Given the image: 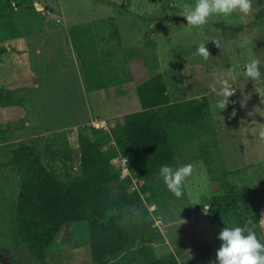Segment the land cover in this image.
Segmentation results:
<instances>
[{
	"label": "rangeland",
	"instance_id": "rangeland-1",
	"mask_svg": "<svg viewBox=\"0 0 264 264\" xmlns=\"http://www.w3.org/2000/svg\"><path fill=\"white\" fill-rule=\"evenodd\" d=\"M194 2L0 0V249L10 251L13 264L42 263L29 260L25 246L15 244L19 175L12 150L21 143L36 145L61 180H73L82 174L81 135L104 138L116 170L131 179L133 203L123 217L109 221L136 248L151 245L164 255L185 244L181 262H200L202 247L218 249V233L239 226L242 199L229 212L226 204L213 203L256 188L263 189L264 243V10L260 0H251L248 14L214 15L201 30L180 20ZM202 43L207 60L195 54ZM102 48L121 83L89 91L80 61L101 58ZM253 58L262 73L256 82L243 75ZM158 73L172 102L206 96L216 128V143L204 138L182 148L179 166L190 163L193 171L180 198L159 174L130 173L110 134L123 115L141 109L136 87ZM223 79L236 89L220 112L211 88H219ZM193 154L204 158L192 161ZM110 190L117 196L118 185ZM46 264H93L85 222L65 225L46 253Z\"/></svg>",
	"mask_w": 264,
	"mask_h": 264
},
{
	"label": "trees",
	"instance_id": "trees-1",
	"mask_svg": "<svg viewBox=\"0 0 264 264\" xmlns=\"http://www.w3.org/2000/svg\"><path fill=\"white\" fill-rule=\"evenodd\" d=\"M260 2L264 10V0ZM216 25L235 31L242 29L222 23ZM3 51L0 46V54ZM101 51L104 53L101 58L80 61L89 91L121 83L109 51L104 48ZM136 92L141 109L123 115L121 122L110 131L119 154L128 160L130 173L140 178L158 175L161 165L179 167V155L185 146L204 138L217 142L211 105L206 96L172 102L162 73L139 84ZM103 141L104 138L79 136L82 174L68 181L61 180L53 168L43 162L36 145L21 143L12 150V161L19 175L15 244L25 246L32 262L46 264V253L65 225L85 222L90 233L93 264H183L179 257L186 246L174 253L158 255L153 246L136 248L135 242L125 241L122 233L113 229L110 218L123 217L134 195L129 191L131 179L116 170L111 150L103 147ZM203 158L204 154L190 155L192 161ZM112 185H118L117 196L111 193ZM262 192L263 189L256 188L218 200L213 206L226 204L225 212H229L232 205L242 199L238 225L251 227L261 241ZM212 212L209 209V213ZM212 251L211 246L202 247L205 255ZM5 254L13 263L10 251Z\"/></svg>",
	"mask_w": 264,
	"mask_h": 264
},
{
	"label": "clouds",
	"instance_id": "clouds-1",
	"mask_svg": "<svg viewBox=\"0 0 264 264\" xmlns=\"http://www.w3.org/2000/svg\"><path fill=\"white\" fill-rule=\"evenodd\" d=\"M250 8L251 0H195L194 5L184 16L187 25L202 30V26L206 25L209 18L214 15L227 18L237 10L246 15ZM205 44H200L195 54L207 60L209 51ZM243 75L245 79L259 81L262 78L259 59L248 60L245 63ZM219 85V88L212 86L211 91L216 97L215 107L221 112L226 108L229 97L233 95L236 88L228 79L219 81ZM192 171L193 166L190 163L179 167L164 164L159 169V176L166 189L180 198L183 195L184 181L192 174ZM217 238L221 242L220 247L216 251L215 261H210L209 264H264V243L248 225L227 226L218 233Z\"/></svg>",
	"mask_w": 264,
	"mask_h": 264
},
{
	"label": "crops",
	"instance_id": "crops-1",
	"mask_svg": "<svg viewBox=\"0 0 264 264\" xmlns=\"http://www.w3.org/2000/svg\"><path fill=\"white\" fill-rule=\"evenodd\" d=\"M183 245L186 246L185 244H182V246ZM216 251L217 249L213 248V251L211 253H209L208 255L206 254L202 256V258L200 259V262H198L196 259L195 262H189V264H198V263L199 264H209L210 261H215Z\"/></svg>",
	"mask_w": 264,
	"mask_h": 264
},
{
	"label": "water",
	"instance_id": "water-1",
	"mask_svg": "<svg viewBox=\"0 0 264 264\" xmlns=\"http://www.w3.org/2000/svg\"><path fill=\"white\" fill-rule=\"evenodd\" d=\"M180 20H182L183 22H187L185 17L180 18ZM0 262L2 264H13L10 257L5 253H3L2 251H0Z\"/></svg>",
	"mask_w": 264,
	"mask_h": 264
}]
</instances>
